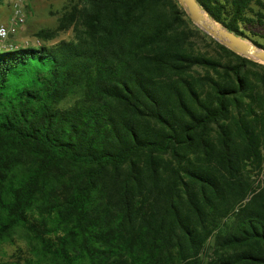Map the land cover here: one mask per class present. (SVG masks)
<instances>
[{
  "label": "trees",
  "instance_id": "16d2710c",
  "mask_svg": "<svg viewBox=\"0 0 264 264\" xmlns=\"http://www.w3.org/2000/svg\"><path fill=\"white\" fill-rule=\"evenodd\" d=\"M198 1L264 25V0ZM36 35L0 48V239L27 228L73 264H264V62L178 0H68Z\"/></svg>",
  "mask_w": 264,
  "mask_h": 264
},
{
  "label": "rangeland",
  "instance_id": "374dc122",
  "mask_svg": "<svg viewBox=\"0 0 264 264\" xmlns=\"http://www.w3.org/2000/svg\"><path fill=\"white\" fill-rule=\"evenodd\" d=\"M14 1L2 0L0 2V22L10 21L13 16ZM67 2L68 0H27L25 22L17 33L0 43V48L12 47L11 44L37 46L44 43L46 40L37 36L36 31L41 27L57 26ZM245 29L249 35L246 36L247 38L257 39L264 43V25L248 24ZM72 36L73 30L69 28L61 31L54 38L48 39L47 42L53 43L61 38ZM48 248L46 249L48 254L42 259L41 250H45L42 241L27 228L19 227L10 236L0 239V261H11L17 264H38L41 261L42 264H73L74 251L72 249L68 250L65 255L59 252L55 243H52Z\"/></svg>",
  "mask_w": 264,
  "mask_h": 264
},
{
  "label": "water",
  "instance_id": "95a60500",
  "mask_svg": "<svg viewBox=\"0 0 264 264\" xmlns=\"http://www.w3.org/2000/svg\"><path fill=\"white\" fill-rule=\"evenodd\" d=\"M193 22L240 54L264 62V47L213 18L198 0H178Z\"/></svg>",
  "mask_w": 264,
  "mask_h": 264
},
{
  "label": "built area",
  "instance_id": "2783aa9c",
  "mask_svg": "<svg viewBox=\"0 0 264 264\" xmlns=\"http://www.w3.org/2000/svg\"><path fill=\"white\" fill-rule=\"evenodd\" d=\"M27 0H15L13 2V16L10 21L0 22V43L8 39L9 36L17 33L20 26L25 22ZM11 46H17L11 44Z\"/></svg>",
  "mask_w": 264,
  "mask_h": 264
}]
</instances>
